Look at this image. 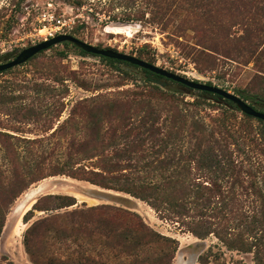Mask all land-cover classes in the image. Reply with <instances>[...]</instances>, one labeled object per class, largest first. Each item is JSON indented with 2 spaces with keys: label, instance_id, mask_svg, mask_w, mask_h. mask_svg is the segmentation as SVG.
<instances>
[{
  "label": "rangeland",
  "instance_id": "1",
  "mask_svg": "<svg viewBox=\"0 0 264 264\" xmlns=\"http://www.w3.org/2000/svg\"><path fill=\"white\" fill-rule=\"evenodd\" d=\"M145 7L142 0H0V63L51 37L68 34L100 49L137 57L187 79L211 83L264 112L246 97H264L263 69L252 60L248 61L246 55L230 59L216 56L214 67H209L204 61L197 63L196 54L192 52L196 33L190 22H184V16H178L157 24L152 20L150 9L147 11ZM140 13L144 17H137ZM45 14L48 17L46 21ZM251 17L246 15L240 19L247 23ZM114 23L128 24L133 31L110 33L107 28ZM243 30V25L231 27L235 36L242 35ZM257 36L251 40L260 43L259 51L264 54V33ZM259 64L264 67L263 55ZM197 98H204L206 103L196 105ZM212 98L203 92L185 90L173 81L149 77L140 68L108 62L82 53L74 44L63 43L41 52L22 66L0 73V132L36 139L47 138L60 127L52 142L63 146L71 139L77 143L86 141L84 132L88 129L116 127V137L105 138L104 144L109 143V147L95 148L76 158L84 160L82 163L88 166L101 161L120 162L122 171L127 173L129 170L124 166L129 162L144 165L165 157V153L170 155L174 152L171 148L165 149V153L158 152L157 148L150 149L151 137L141 135L142 126L153 127L155 140L163 138L171 129L177 131L166 141L181 140L178 149L183 153L197 143L186 137L193 126L200 123L210 131L216 124V118L230 114L231 108L225 102ZM88 109L100 110L97 113L107 115H96L92 121H86L82 113ZM232 113L238 118L237 122L243 117L237 110H232ZM250 125L257 137L264 131L256 119H252ZM122 128L128 131V139L134 136L142 138L139 148L124 152L119 136ZM215 138L221 137L215 135ZM88 140L91 146H98L100 142L97 137ZM204 140L202 149L213 146L214 141ZM201 144L198 142L197 146ZM17 145L20 148L24 146ZM230 150L231 159L242 164L252 176L255 173L256 177L242 174L243 186L237 184L235 196L229 197L227 178L221 176L218 180L224 195L221 204L222 207L227 204L232 216L223 218L220 223L230 227L237 236L243 235L250 240L261 237L264 240L261 230L249 232L241 215H249V222L257 226L258 212L264 205V145L243 142L231 146ZM9 160V154L0 145V179L6 184L11 177ZM191 170L197 182L210 187L207 179L210 174L205 169L192 166ZM137 172L140 176L161 173L152 168ZM44 173L48 174L47 171ZM43 176L44 179L31 184L11 205L0 237V255L8 258L2 264H33L25 252L24 236L31 222L43 217L44 213L35 212L29 223H25L24 215L35 200L46 195L73 196L79 206L83 203L88 207L115 205L138 213L154 230L179 241L172 264H254L253 253L229 250L213 235L199 239L176 224L160 220L147 203L129 194L66 176ZM29 179H26L28 185ZM253 181L256 187L249 188Z\"/></svg>",
  "mask_w": 264,
  "mask_h": 264
},
{
  "label": "trees",
  "instance_id": "2",
  "mask_svg": "<svg viewBox=\"0 0 264 264\" xmlns=\"http://www.w3.org/2000/svg\"><path fill=\"white\" fill-rule=\"evenodd\" d=\"M142 3L147 11L150 9L152 20L157 24L178 16H184L182 20L190 22L192 30L196 33L192 52L196 54L197 63L204 61L209 67H214L216 56L230 59L246 55L248 61L252 60L264 70L259 64V58L264 56L263 51H259L260 43L251 40L254 35L264 33V0H142ZM143 15L140 13L137 17L142 18ZM246 15L252 17L250 21L244 23L240 17ZM242 25L244 26L242 35L235 36L231 33V27ZM94 57L133 66L102 56ZM142 70L149 77L165 79L148 70ZM207 84L212 86L211 83ZM203 93L211 95L214 101L225 102L231 108L230 114L216 118L214 120L216 124L210 131L200 123L193 126L186 137L197 143L183 153L182 149H178L181 140L166 141L178 133L177 131L171 129L163 138L155 140L153 127L142 126L141 135L147 134L151 137L150 149L157 148L158 152L165 153V149L171 148L174 152L170 155L165 153V157L144 165L129 162L124 166L129 170L127 173L122 171L124 169L121 168L120 162L101 161L99 164L88 166L82 163L84 160L76 158L77 155L95 148L109 147V143L104 144L105 138L114 139L117 135L116 127H108L107 130L88 129L84 132L87 136L86 141L77 143L71 139L63 146L52 142L60 127L47 138L36 139L18 138L0 132V145L9 154L11 173L7 184L0 179V237L11 205L31 184L44 179L43 175L66 176L106 190L129 194L147 203L160 220L176 224L181 230L190 232L199 239L213 235L229 250L253 253L254 264H264V240L261 237L250 240L243 235H235L230 227L221 225L220 221L232 216V211L227 210V204L222 207L224 195L219 189L218 182L221 176L227 178L230 187L228 196L234 197L235 186L237 184L243 186L245 182L241 179L242 174L249 178L256 177L255 173L252 176L242 164L231 159L230 148L243 142L254 146L264 145V131L257 137L250 125L254 118L242 114L243 117L237 122L238 118L232 110L240 112V109L234 103L217 95ZM246 97L264 109L263 96ZM194 103L202 105L206 101L204 98H197ZM99 111L88 109L82 113V118L92 121L96 115L106 117L107 114L97 113ZM257 122L264 128V122L260 120ZM123 130L125 128H122L119 136L123 141L124 152H132L139 148L142 138L134 136L128 139V131ZM215 135L221 138H215ZM94 137L100 141L98 146H91L88 140ZM204 138L210 142L214 141L213 146L209 145L205 150L202 149L201 142ZM198 142L200 146H197ZM17 144L24 146L20 148ZM21 151L27 154L30 160L21 155ZM40 164H43L42 167ZM192 166L205 169L210 174L207 178L210 187L197 182V178L191 173ZM144 168H152L161 173L140 176L137 171ZM212 175H215V178ZM28 177L29 185L26 180ZM254 187L256 184L253 181L249 188ZM35 212L44 213V216L31 222ZM241 215L249 232L259 230L264 232V205L258 212L257 226L249 222V215L245 213ZM24 221L31 222L25 232L23 244L33 264H172L179 248L177 239L154 230L136 212L115 205L88 207L83 203L79 206L76 198L69 195L40 197L24 215ZM7 260L8 258L0 255V264Z\"/></svg>",
  "mask_w": 264,
  "mask_h": 264
},
{
  "label": "water",
  "instance_id": "3",
  "mask_svg": "<svg viewBox=\"0 0 264 264\" xmlns=\"http://www.w3.org/2000/svg\"><path fill=\"white\" fill-rule=\"evenodd\" d=\"M66 42H70L76 45L77 47H79L82 51H84L87 54L94 55V56H102L105 58L126 62L138 68L148 70L167 80H171L177 84L182 85L185 90L206 92L212 95L220 96L223 98V100H227V101L234 103L240 109V112L242 114L264 122V112L254 109L253 107L248 105L245 101H243L238 96L233 95L222 88L187 79L178 74L170 72L164 68H160L156 65L150 64L147 61L141 60L137 57H134L128 54L120 53V52L110 50V49H100L96 46L80 41L79 39L73 37L72 35H68V34H60V35L51 37L37 45L31 46L29 48L22 50L18 54H15L13 57L8 58L5 62L0 63V73H3L13 68L22 66L28 61H30L32 58L40 54L41 52L47 51L53 46L63 44ZM37 200L34 201V203L32 204V207L36 203Z\"/></svg>",
  "mask_w": 264,
  "mask_h": 264
},
{
  "label": "bare ground",
  "instance_id": "4",
  "mask_svg": "<svg viewBox=\"0 0 264 264\" xmlns=\"http://www.w3.org/2000/svg\"><path fill=\"white\" fill-rule=\"evenodd\" d=\"M107 29L110 33H114V34H122L124 32L128 33V32L133 31V28L131 26H129L128 24H122V23H114Z\"/></svg>",
  "mask_w": 264,
  "mask_h": 264
},
{
  "label": "built area",
  "instance_id": "5",
  "mask_svg": "<svg viewBox=\"0 0 264 264\" xmlns=\"http://www.w3.org/2000/svg\"><path fill=\"white\" fill-rule=\"evenodd\" d=\"M49 17H50V16H49ZM44 19H45L44 21H46V20L48 19V17H47L46 14L44 15ZM49 21H50V20H49Z\"/></svg>",
  "mask_w": 264,
  "mask_h": 264
}]
</instances>
